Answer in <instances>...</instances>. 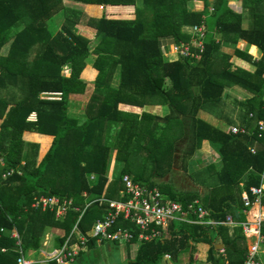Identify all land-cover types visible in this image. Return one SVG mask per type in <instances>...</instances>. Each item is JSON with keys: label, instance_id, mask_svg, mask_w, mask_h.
Listing matches in <instances>:
<instances>
[{"label": "trees", "instance_id": "16d2710c", "mask_svg": "<svg viewBox=\"0 0 264 264\" xmlns=\"http://www.w3.org/2000/svg\"><path fill=\"white\" fill-rule=\"evenodd\" d=\"M73 1L105 10L101 18L90 20L96 30L93 43L75 33L79 21L73 17L78 16L74 8L71 28L65 25L56 35L49 31L48 22L65 9L63 0H0V264H17L20 249L24 254L38 250L48 226L63 229L66 238L79 219L76 211L70 210L57 220L51 211L33 209L35 198L73 200L80 210L89 205L79 223L81 233L86 235L108 210V204L99 200L121 199V181L126 174L133 175L137 183L158 186L169 199L184 206L199 200L214 219L231 215L237 223L256 221L259 208L249 209L245 215L242 193L261 185L264 137L259 139L255 130L249 135H232L204 121L199 113H218L226 88L235 85L254 93L242 103L246 108L243 124L253 127L264 120V55L253 75L232 71L228 55L222 57L219 67L214 64L219 52L214 37L218 30L238 35L264 53V29H241V16L229 9L228 0L217 1L212 13L208 12L207 0L203 12L189 8L193 0H142L141 7L137 0ZM251 1L253 16L262 24L264 16L259 10L264 0ZM120 9L127 19L117 16ZM201 25L207 27V33L198 62L165 59L161 39L170 37L180 45L190 40L183 28ZM32 51L36 52L34 57ZM91 56L98 73L94 90L86 116L73 117L69 99L86 93L88 84L82 73ZM65 67L69 68L67 75L62 73ZM13 88L18 92L13 95L20 97L15 102L8 98ZM43 93H61L62 100H42ZM160 100L171 109L166 117L119 110L120 104L144 107ZM32 113L37 114L35 123L28 121ZM188 131L191 144L184 149L185 158L208 141L217 147L222 162L220 170L211 166L210 177L216 174L218 182L203 199L196 193H181L169 184L152 182L153 177L161 176V170L169 172L173 154ZM25 132L53 137L49 151L34 169L28 161L36 147L24 142ZM256 143L258 150L252 154L250 148ZM114 151L120 168L116 179L110 181L108 171ZM148 160L161 170L146 175ZM11 170L15 173L4 178ZM89 174L96 176L94 182H90ZM262 203L264 206V198ZM118 229L132 231V243H139V230L132 223L121 217L113 231ZM216 239L221 241L224 254L216 249ZM94 243L91 240L89 246ZM197 244L209 245L210 264L245 262L247 243L240 226L212 229L172 223L165 239L140 242L131 264H159L167 256L177 262L188 252L192 259Z\"/></svg>", "mask_w": 264, "mask_h": 264}, {"label": "built area", "instance_id": "2783aa9c", "mask_svg": "<svg viewBox=\"0 0 264 264\" xmlns=\"http://www.w3.org/2000/svg\"><path fill=\"white\" fill-rule=\"evenodd\" d=\"M192 31L196 38L194 48L186 44L178 49V53L183 59L198 61L205 50V27L204 25L195 26ZM44 96L48 100H62L61 93H45ZM30 120L36 122V114H32ZM255 131H257L258 138L264 137V120L256 123ZM229 133L235 136L249 135L246 127L237 126L230 127ZM250 152L256 154L257 151L250 148ZM14 173L15 171L11 170L4 174V178ZM121 182L123 185V189L120 192L121 199L110 201L101 199V203L108 204V210L101 219L95 222L86 235L81 233L79 223L89 205L83 210L74 208L75 211L80 213L79 219L65 244L59 249L53 250L48 256L49 260L57 264L73 261L79 252L83 248H86L88 241L91 239H95L98 242L109 241L120 245L131 243L135 238L132 231L128 229L113 231L117 222L122 217L125 221H129L138 228L139 242L165 239L172 223H188L212 229L219 226H240L247 243V254L244 264H264V236L262 235V228L264 226V206L262 203L264 198V173L261 175V185L259 187H251L242 193L244 214L247 215L249 209L259 208V215L254 222L244 221L239 223L235 222L231 215H228L225 219H214L211 216V212L205 209L198 200L184 206L179 202L169 199L156 187L137 183L130 174L124 175ZM71 207V201H61L55 196L37 197L32 204L33 209L53 212L57 220H62ZM77 234L79 235L77 242L70 245L73 236ZM13 236L18 238L17 233H14ZM18 244L20 245V242ZM220 252L224 254V249L221 248ZM165 258L170 259L169 256ZM17 264L34 263L20 251Z\"/></svg>", "mask_w": 264, "mask_h": 264}, {"label": "crops", "instance_id": "0c3cea01", "mask_svg": "<svg viewBox=\"0 0 264 264\" xmlns=\"http://www.w3.org/2000/svg\"><path fill=\"white\" fill-rule=\"evenodd\" d=\"M217 1H219V0H207L209 13H212L214 11V5L217 3ZM227 5L231 11H233L235 14L241 16V29H243L244 31L252 30L255 26H260L259 28L264 29V21L262 24L257 23L256 18L253 16V12L251 9L253 8L254 3L251 0H228ZM76 6H80V5L74 4L71 2V8H76ZM137 6H139V7L142 6V0H137ZM81 7L83 8L84 12L88 14L89 18L92 17L94 19H99L105 14V10L101 6L84 5L83 4V5H81ZM189 8L195 12H203L205 10V2H204V0H193L191 2V5ZM88 10H90V11L88 12ZM91 12H93L94 15H92ZM259 12L261 15L264 16V5L260 8ZM117 16L119 18H126V16H128V15H125L124 12L120 9V10H118ZM57 17L59 20V26H58V30L56 33L61 31L63 26L71 25V22H70L71 17H70V19L67 18L66 15L63 13V11L60 12L59 14H57L54 18H57ZM133 18H134V15L132 14V19ZM204 27H205V35H206L207 27L205 25H204ZM48 28H49V25H48ZM74 29L77 30L78 32L83 31L81 29V27L79 28L78 26H76ZM192 29H193V27L183 28V32L187 33L188 36H190V40L188 42L182 43L180 45H177L175 43V40L173 38H170V37L163 38L160 40L161 46L163 49V53H164L166 60H168L170 62H175L179 59H183L180 57V55L178 53V49L183 45L189 44V45H191V47L194 48V43H195L196 38L193 34ZM93 31H94L93 37L95 38L96 30L94 29ZM80 34H82V32ZM82 35H84V34H82ZM214 37H215L216 43L219 46V50H218L219 52L215 55V58H214V64L216 67H219L221 65L222 57L224 55H228L232 58L230 60V63L232 66V71L241 70V71L248 73L250 75H253L257 72V69H258L257 63L262 60L263 55H264V53L262 52V50L260 48H258L255 45L249 44L248 42H246L243 39H240L238 37V35H234V34L225 35L222 33V30H218L214 34ZM88 38H90V37H88ZM189 61H191V60H189ZM92 62H93V60L91 61L89 66L87 65L88 70H86V69L84 70L85 73L84 72L82 73V78L87 82L88 87L93 86V90H94L93 83H94L98 73L93 68ZM191 62H198V61H191ZM89 79L91 80L90 82L92 83V85L88 83ZM88 87H87L86 92L89 93ZM227 90L228 91L233 90V91H230V93H235V94L240 93L242 95L241 97L233 98L235 105H233L232 109L230 110L231 112H227V110H226L227 105L225 103V100L230 96L229 93L226 94ZM88 93H85V94H88ZM1 94L5 95V93H1ZM44 94L45 93H43L41 95V99L42 100H48L45 98ZM253 95H254V93H252L249 90L244 89L240 86L232 85L230 87H227L225 90V94H224V102H223L222 106L220 107V109L218 110L219 112L216 114H210L208 112L201 111L199 113V117L201 119H203L204 121H207L211 125L217 127V128L225 129L227 132H229V129L232 126L246 127V125L243 124V121H244L243 114H245L246 108L242 105V103L247 101L248 99H250ZM245 96H246V98H245ZM78 97H80V96L79 95L70 96L69 103H70V100L72 102L75 99H77ZM48 101H57V100H48ZM119 110L127 112V113L137 114V115H142L143 113H149V114H153V115H158L160 117H166L171 113V109L168 106V104L164 103L161 100L159 101V103L157 102L154 104H147L144 107H139V106L136 107V106H128V105L120 104ZM32 114H36V113H32ZM202 114L206 115L207 117L206 118L203 117ZM31 115H30V117H31ZM36 116H37V114H36ZM71 116L78 117V118L83 117L82 115L72 114V113H71ZM252 116L253 115H250V118ZM30 117L28 118V121L35 123V121L30 120ZM208 117H210V119H207ZM252 118H254V116ZM2 123H3V120L0 119V130H1ZM246 128L248 129L249 134H252L255 130L254 125H253V127L250 126V127H246ZM190 136H191L190 132L188 131L187 137L185 139L183 138V140L180 141L179 147L176 149V151L173 154V160H172V166H171L172 168H170V170L173 171V168H174L173 162L176 160V157H174V155L176 156L178 154V152L180 150V146L185 144V147H186V145L191 144ZM259 139H263V138H259ZM23 140L27 145H29V144L35 145L36 150L39 149V152H40L39 162H38V164H39L43 160V158L45 157L47 152L49 151V149L52 145L53 137L37 134L34 132H25L23 135ZM185 147H184V149H185ZM210 147H213L212 151L215 152V154L217 156H219L218 151H217V147L208 141L202 142L201 146L197 149L196 153L193 156L188 157V158H185L186 157L185 151L183 149V155L182 156H183L184 160H186V161L189 160V162H190L191 159H195V160H198L197 162H199L200 160H202V158L199 157V154L206 152V151L208 154H210V151H208V149ZM27 148L28 147H26V149ZM251 148H253L257 151L258 150V144L256 143ZM204 160L205 159L203 158V162H205ZM219 160H221L220 156H219ZM0 164L3 165V162L1 159H0ZM24 164H25V162H23V165ZM119 168H120L119 164H117V162H116V151H114L113 156L111 158L109 171H108V179L110 181H113L114 179H116ZM183 169L185 170V172L189 176H191L189 173V170L193 169L191 166L188 169V168H186V164H185ZM210 169H212L211 166L205 167V164H204V166H202L201 170L199 169L195 172V175H199L200 178H202L203 175H205L206 177H209L211 175V173H209ZM149 170H151V169L149 168L146 173H148V175H151V174H149ZM215 170H217L216 167H215ZM19 173H21V172H19ZM168 173L169 172L160 174L161 178L159 179V181H163L162 183H158V181H157L158 176H156L155 179H152V182L156 183L159 186H161L163 184H169L175 191L180 192L176 188L177 186L172 181H166V178H164L165 174H168ZM131 176H133V175H131ZM88 177H89L90 182L95 181V178H96L95 175L89 174ZM133 178H134V176H133ZM195 184H196V186L199 187L198 189L186 190L185 192H187V193L195 192L196 194L200 195V197H203V196L208 194L209 189L211 188V187H205L203 184H197L196 182H195ZM142 185H144V184H142ZM146 186H149V185H146ZM155 187L159 188L158 186H155ZM204 189H205V193L203 194L202 192L204 191ZM64 201H71L72 207L70 210L75 211L74 210L75 206H74L73 200H64ZM99 202H101V200H99ZM118 230H120V229H118ZM64 236H65V231L63 229H60L58 227L48 226L45 229L43 242L41 243L40 248L36 251L31 250V251H28L26 254H24V253L23 254L26 255V257L28 259L32 260L34 264H57L56 262L49 260L48 256L50 255V253L53 250L60 248L59 245H60V242L62 239L63 240L65 239V241H64V244H65V242L67 241L69 236H67L66 238ZM78 237H79L78 234L74 235L70 245L73 243H76ZM91 240H95V239H91ZM91 240L88 241L86 248H83L79 252L78 256L73 259V261L67 262L65 264H100V262H101L100 257L93 259L92 255L88 254V252L91 250L96 251L99 248H103V247L108 248V250H112V246H114V245L119 246V247L123 246V247L127 248V254H129V255H127V259H128V263L131 264V261H133L136 258V255H137V252L139 249V243H140L139 242V243L135 244V243H132L133 242L132 241L131 243H126V244L120 245L118 243H113V242H109V241L98 242L95 240V243L92 245V247H90L89 243ZM220 245H222V244H219L216 246L217 250H220L221 248H223ZM134 246H135V252L133 250L134 253H132L131 248H133ZM20 251H22V250L20 249ZM128 257H130V258H128Z\"/></svg>", "mask_w": 264, "mask_h": 264}, {"label": "rangeland", "instance_id": "374dc122", "mask_svg": "<svg viewBox=\"0 0 264 264\" xmlns=\"http://www.w3.org/2000/svg\"><path fill=\"white\" fill-rule=\"evenodd\" d=\"M71 2L74 4L80 5V6H76V8H74V9H77L75 11L78 14V16L74 15L73 17H76V20L79 21V23L76 25L79 28L81 27V29L83 30V31H81L82 34H84L83 36H85L87 38L90 37L89 39L91 40V43H93V41H94V37H93L94 36V31H93L94 27L91 26V24H90V20L92 17L89 18L88 14L84 12L83 8L81 7V5H83V4L74 2L73 0H63V3L65 5V9L63 10V13L66 15L67 18L71 17ZM89 11L90 10H88V12ZM91 14L94 15L93 12H91ZM92 19H94V18H92ZM70 22H71V20H70ZM48 25H49V31L53 35H56L57 34L56 32L58 30V26H59L58 17L51 20L48 23ZM68 27L71 28V25H69ZM74 31H75V33H79V34L81 33L80 31L78 32L75 29H74ZM7 51H8V47L3 48L2 53L5 55L7 53ZM35 51L37 52V50H35ZM35 51H32V57H34L36 55ZM92 60H94V57L91 56L89 61H88V66ZM86 70H88V67L86 68ZM68 72H69L68 67L63 68V71H62L63 74L67 75ZM90 81L91 80L89 79L88 83L92 85V83ZM88 90H89V93L86 92L88 94L82 95L72 102L70 100V103H69V107H70L69 113L70 114L72 113V114H78V115L86 116L87 105H88L90 96L93 92V86L88 87ZM230 91H233V90H229V91L227 90V92H226V94L227 93L230 94V96L225 100V103L227 105V109H226L227 112H231L230 110L232 109L233 105H235L233 98L242 96L240 93L235 94V93H230ZM10 93H12V94L8 96L9 100L15 102V101H18L20 99L19 95H13L15 93H18L16 88H13ZM245 98H246V96H245ZM202 115L205 118L207 117L204 114H202ZM207 119H210V117H208ZM184 147H185V144L181 145L178 154L176 156L174 155V157H176V160L173 162L174 168H173V171L170 170L168 174H165L164 178H166V181H172L177 186L176 188L181 193L185 192L186 190L198 189L199 187L196 186L195 182L197 184H203L205 187L215 186L218 182L216 180V177H217L216 174H214L211 177L210 176L206 177L205 175H203L202 178H200L199 175H195V172L199 169L201 170L202 166H204V164H205V167L215 166L217 168V170L221 169L222 162H221V160H219V156H217L215 154V152L212 151L213 147H210L208 149V151H210V154H208L207 151L199 154V157L202 158V160H200L199 162H197L198 160H195V159H191L190 162H189V160H187V161L184 160V158L182 156ZM39 155H40L39 149L35 150V151L33 150V158H31V154H30V158H29L30 161H28V162H30L29 165H31L30 169H34L38 165ZM203 158L205 159L204 160L205 162H203ZM136 163H138V162H136ZM185 164H186V168L189 169L190 166L193 168V169L189 170V173L191 176H189L185 172V170L183 169ZM157 167H158L157 165L155 166L154 164H152V162L150 160H148V162H146L144 170L147 171L150 168L151 170H149V174L156 173L155 171L161 170V169H157ZM162 172H163V170L160 171V173H162ZM146 175H148V174H146ZM155 178L156 177H153L152 179H155ZM160 178H161V176H158V178H157L158 183L163 182V181H159ZM192 193H195V192H192ZM202 193L203 194L205 193V189ZM203 197H200V199H203ZM220 243H221V241L219 239L215 240L216 245H219ZM194 247H195V251H194L192 259H191V253L188 252V253L181 255L177 262H172L170 259L164 258L160 261L159 264H210L207 261L209 245L197 244V245H194ZM131 250H132V253H134L135 252V246L133 248H131ZM133 250H134V252H133ZM88 254H91L93 259L100 257V261H101L100 264H130V263H128V259H127V255H129V254H127V248H125L123 246L119 247V246L114 245V246H112V250H108V248L103 247V248H99L96 251L91 250L88 252ZM128 258H130V257H128Z\"/></svg>", "mask_w": 264, "mask_h": 264}, {"label": "water", "instance_id": "95a60500", "mask_svg": "<svg viewBox=\"0 0 264 264\" xmlns=\"http://www.w3.org/2000/svg\"><path fill=\"white\" fill-rule=\"evenodd\" d=\"M221 247H223L222 245H220Z\"/></svg>", "mask_w": 264, "mask_h": 264}]
</instances>
